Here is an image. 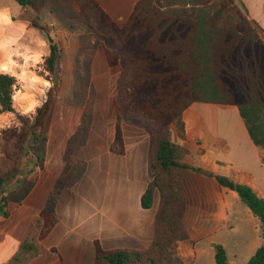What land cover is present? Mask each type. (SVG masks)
Listing matches in <instances>:
<instances>
[{"label":"crops","instance_id":"0c3cea01","mask_svg":"<svg viewBox=\"0 0 264 264\" xmlns=\"http://www.w3.org/2000/svg\"><path fill=\"white\" fill-rule=\"evenodd\" d=\"M95 1L113 21L124 23L139 0ZM240 1L264 39V0ZM65 9L70 12L64 0H49L37 13L15 0H0V74L14 77L17 84L31 72L33 60L49 54L43 24L53 25L65 39L60 50L65 46L73 54L67 71L61 64L58 93L44 121V141L52 154L34 171L33 162L15 166L14 185L6 188L11 179L5 184L10 215L0 216V264L10 263L27 238L37 254L21 264H92L95 243L105 250H146L153 241L158 189H153L150 208L140 204L152 183L151 132L123 118V153L112 151L117 123L112 98L121 66L107 62L100 39L84 27L75 30L74 14L64 16ZM43 11L48 19L43 20ZM182 119L183 137L174 128L168 132L182 149L180 161L211 176L181 172L184 235L163 264H216L210 243L222 245L230 263L246 264L264 243L260 221L213 176L248 185L264 199V152L251 141L236 106L194 102ZM43 209L53 210L57 222L39 239Z\"/></svg>","mask_w":264,"mask_h":264},{"label":"trees","instance_id":"16d2710c","mask_svg":"<svg viewBox=\"0 0 264 264\" xmlns=\"http://www.w3.org/2000/svg\"><path fill=\"white\" fill-rule=\"evenodd\" d=\"M15 1L39 12L49 0ZM78 5L94 15L100 32L96 33L106 41L111 36L116 40L118 53L105 51L108 63L116 65L118 55L127 60V75L119 79V93L112 99L117 123L111 149L116 154L123 153L121 119L154 126L149 157L152 183L141 196L142 208L151 207L154 187L160 195L151 246L146 250H105L95 243L92 264H163L174 243L184 235L181 172L188 169L211 176L180 161L182 149L168 139L165 127L175 122L183 137L182 116L190 104L233 105L238 108L251 141L264 152V39L240 0H139L121 27L95 0H78ZM40 30L49 45L43 68L59 82L60 50L46 29ZM15 85L14 77L0 74V113H15L11 102ZM56 92L57 83H53L31 123L15 113L22 121L21 129L13 127L0 133V216L3 218L10 215L5 184L13 176L18 161L23 158L26 164L31 163L29 153L24 152L30 136L35 140L42 137L44 141L42 129ZM26 173L27 169L22 177ZM213 177L219 186L236 192L258 218L264 241V199L248 185L220 175ZM56 222L54 211L43 209L39 216V239ZM210 246L216 264H232L222 245L210 243ZM36 254V244L27 238L8 264H21L27 255ZM246 264H264V243Z\"/></svg>","mask_w":264,"mask_h":264},{"label":"rangeland","instance_id":"374dc122","mask_svg":"<svg viewBox=\"0 0 264 264\" xmlns=\"http://www.w3.org/2000/svg\"><path fill=\"white\" fill-rule=\"evenodd\" d=\"M64 1H68L69 8H70V12L68 9H65L64 16H71L72 17L74 14L73 22L75 25V30L80 31V30H82V27H84L85 29L88 30V32L92 33L95 37H97L98 39H100V41L103 42V44L105 45L104 53L106 50L111 52V53H118L120 48H119L116 40L112 36H111V39H109L107 41L104 39L103 36H100L99 29L96 25L95 18H94V15L92 13H88V12L83 11L80 8V6L78 5V0H64ZM229 7H230V5H229ZM77 10H79V11H77ZM41 11H39V12H41ZM34 12H36V11H34ZM60 13L63 14V10L58 12L59 15H60ZM62 14H61V16H63ZM43 15H44L43 20L48 19V15H47L46 11H43ZM124 23L118 22L116 24L119 27H121L122 24H124ZM42 26H43V28L46 29L47 34L52 38V40L55 39V40H53V43L60 50L61 45H64V43H65V39L61 35H57L56 33H54L55 28L53 25L46 26V24L45 25L43 24ZM63 28L67 29L65 27H63ZM96 31L99 33H96ZM69 39L70 38L67 37V40H69ZM72 55H73L72 52H70L69 49L66 50L65 46L63 48H61L59 62H61L60 66L62 64L64 71H67V64L70 63ZM105 56H106V54H105ZM45 57L46 56H44L42 59H44ZM117 58H118L117 60L120 64V66H121L120 67L121 68V74L119 77V79H120V78L125 77V75H127V70H126L127 60L123 55H118ZM40 60L41 59L33 60L35 65L31 68V72H29L28 74H23L20 76V78H19L20 81L18 80L19 84L17 83L15 85L13 92H12V96H11L12 108H13L14 112L17 113L20 117L27 119L29 123H31L33 121L34 115L36 113V109L46 100V98L48 96V92H49V90L53 84V81H54L52 74L48 73L43 68V60L42 61H40ZM119 79H118L117 86H116V95L115 96H117L119 93V89H118ZM60 80H61V69H60ZM59 82H57V80H56L57 91H58ZM57 93L58 92H56V95H57ZM55 99H56V96H55ZM54 100H53V102H54ZM124 106H128V104L125 103ZM15 113H13V112L0 113V133L3 130L10 129L13 127H15L18 130L21 129L22 121L16 116ZM142 121H145V119H142ZM145 126L151 132L152 143H153V132L155 133V128L152 125L148 126L145 124ZM171 128H174L176 130L177 134L180 136V134L178 133L177 127H176V123L171 122L170 124H168L165 127V132H166L167 137H168V132L170 131ZM42 132H43V137H44V125H43ZM168 139H169V137H168ZM46 141H47V139H46ZM46 141H43L42 137L35 140L32 136H30L29 140L25 144L24 152L29 153L30 161H31V163L33 162L32 164L30 163L31 164V168H30L31 171H34V169H36V167H35L36 164H38V167L44 166V158L46 157V155L52 154V148L46 147V145H45ZM23 161H24V159L22 158L20 161L17 162V164H16L17 169H20V167L23 164L22 163ZM18 174L19 173H16V171H15V173L13 174V178H16L18 176ZM13 185H14L13 179H11L7 183L6 188L10 189V188H12Z\"/></svg>","mask_w":264,"mask_h":264},{"label":"water","instance_id":"95a60500","mask_svg":"<svg viewBox=\"0 0 264 264\" xmlns=\"http://www.w3.org/2000/svg\"><path fill=\"white\" fill-rule=\"evenodd\" d=\"M53 83H56V78H54V81H53Z\"/></svg>","mask_w":264,"mask_h":264}]
</instances>
